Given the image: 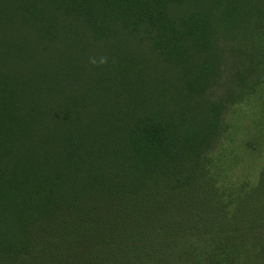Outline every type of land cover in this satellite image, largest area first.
Here are the masks:
<instances>
[{
	"label": "trees",
	"instance_id": "1",
	"mask_svg": "<svg viewBox=\"0 0 264 264\" xmlns=\"http://www.w3.org/2000/svg\"><path fill=\"white\" fill-rule=\"evenodd\" d=\"M42 1L21 0L17 12L26 11L21 22L28 26L30 38L22 36L20 27L10 37L29 44L23 52L29 68L35 66L30 76L0 73V264H176L168 244L190 235L182 232L184 228L200 231L198 221L186 214L180 190L191 178L190 170L168 185L167 180L159 185L161 179L155 175L157 168L183 163L186 155L191 160L199 157L218 132L220 105L210 104L206 121L195 124L153 112L128 121L132 118L126 113L123 121L113 122L112 134L102 136L97 123L78 117L82 103L63 108L52 96L53 87L45 92L40 84L45 75L42 65L36 69L41 52L64 42L59 21L44 11ZM165 2L71 0L69 5L83 18L95 16L100 5L104 22L121 16L126 23L149 25L155 30L147 37L153 40V51L175 64L193 62L196 54L210 52L213 12L199 9L179 27L169 18ZM179 2L183 5L185 0ZM211 2L214 13L219 12L218 22L230 29L240 19L246 35L257 38L256 52L241 51L249 64L247 74L238 78L243 82L253 72L263 78L264 0ZM14 5L13 0L1 1L0 9ZM70 37L74 39L73 34ZM40 38L44 41L39 45L31 43ZM197 79L190 77L191 89L198 88ZM120 130L125 133L119 137ZM139 162L142 169L156 166L158 171L147 175L148 168L141 178L136 175ZM129 180L138 184L139 194L131 193ZM257 209L264 213V206ZM213 225L197 234L210 238L205 245H192L189 264H234L229 240L217 233L230 225Z\"/></svg>",
	"mask_w": 264,
	"mask_h": 264
},
{
	"label": "rangeland",
	"instance_id": "2",
	"mask_svg": "<svg viewBox=\"0 0 264 264\" xmlns=\"http://www.w3.org/2000/svg\"><path fill=\"white\" fill-rule=\"evenodd\" d=\"M70 1L43 0L40 4L59 21L64 41L59 48L42 51L36 64V69L42 65L45 73L40 82L45 92L51 85L53 98H59L63 108L69 103L81 107L82 103L78 117L97 123L102 136L112 134L113 122L123 121L126 113L127 118H132L128 121L138 114L153 112L159 117L195 124L206 121L210 104H219L220 127L209 145L199 151V157L191 160L186 155L183 163L157 168L159 171L154 170L156 166L148 167L147 175L158 171L155 176L161 179L159 185L166 180L167 185L176 183L185 177L186 168L190 170L191 178L183 180L180 190L186 214L198 221L200 231L184 228L182 232L190 235L168 244V250L176 264H189L192 245H205L210 238V234H197L221 223L230 225L217 233L229 240L234 264H264V238L259 239L264 236V213L257 209L264 206V77L253 72L243 82L238 78L242 72L243 76L247 74L249 64L242 52H256L255 34L247 36L248 30L240 19L230 29L218 22L219 12L214 13L211 0H185L183 5L179 0H168V16L179 27L199 9L212 11L215 19L213 49L196 54L193 62L175 64L153 51V40L147 37L153 36L155 30L149 25L126 23L121 16L104 22L100 5L95 16L83 18L70 7ZM89 1L92 0L86 3ZM13 2V9H0V73L23 74L26 78L35 67L29 68L24 60L23 48L29 44L10 37L20 27L27 39L30 30L21 22L26 11L17 12L21 0ZM104 25L109 30L102 31ZM97 30L104 33L96 35ZM43 41L40 38L31 43L39 45ZM193 75L198 77L197 89L190 86ZM121 133L125 131L120 130L119 137ZM147 169H142L139 162L136 175L143 178ZM126 184L131 185V193L139 194L135 181Z\"/></svg>",
	"mask_w": 264,
	"mask_h": 264
}]
</instances>
